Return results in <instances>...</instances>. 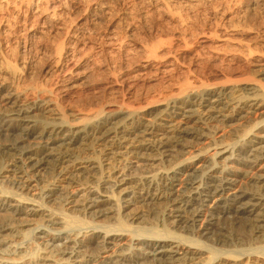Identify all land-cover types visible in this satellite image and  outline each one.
<instances>
[{"label": "bare ground", "instance_id": "bare-ground-1", "mask_svg": "<svg viewBox=\"0 0 264 264\" xmlns=\"http://www.w3.org/2000/svg\"><path fill=\"white\" fill-rule=\"evenodd\" d=\"M132 1L117 18L113 0H0V136L11 142L2 155H16L0 175L10 185L0 186V264H175L179 254L180 264H191L205 253L203 264H237L241 256L245 264H264V134L253 133H264V119L253 120L233 144L219 135L232 122L264 114V48L252 43L257 38L245 40L250 24L235 22L247 2L209 0L220 22L207 32L194 30L197 20L190 16L202 0ZM145 1L153 14L145 11ZM78 13L84 15L80 21ZM149 19L154 24L147 28ZM195 34L203 51L193 53ZM41 40L34 53L51 62L50 81L44 83L33 78L34 59L26 58ZM202 66H215L224 81L211 83ZM102 68L130 97L145 77L165 79L170 94L138 107L88 103L64 109L60 92L93 81ZM205 143L208 148L196 149ZM165 159L175 162L163 170L130 173L132 161L139 167ZM43 169L54 174L44 185L34 180ZM178 183L183 190L176 193ZM242 183L246 188L236 189ZM37 187L38 197L29 198ZM57 200L60 208L52 210L49 204ZM161 201L169 206L161 229L134 226L146 218L135 208ZM211 201L217 215L206 205ZM229 215L248 224L251 242L254 237L259 246L237 253L201 242L207 227L215 225L212 220ZM101 218L112 225L96 224ZM128 236L120 254L102 258ZM62 241L59 261L41 256ZM215 242L227 244L228 237ZM88 251L97 255L87 258Z\"/></svg>", "mask_w": 264, "mask_h": 264}, {"label": "rangeland", "instance_id": "rangeland-1", "mask_svg": "<svg viewBox=\"0 0 264 264\" xmlns=\"http://www.w3.org/2000/svg\"><path fill=\"white\" fill-rule=\"evenodd\" d=\"M242 1H244V3L247 2L246 3L247 6L245 5L246 7L243 9L244 11L241 10L240 12H238V14L240 13L241 15L239 14L238 17H237V15H235L236 16L235 17L236 18L235 19V22L237 23V21H238V23H240V21L242 20L241 22H243V21L244 22L243 23H240V24H242V25H244V24L247 25L248 24L247 26H249V24H250L249 27H252L251 28L252 31L250 30V33L251 34L249 35L248 38H245V40L247 41V39H248V40H250L252 42V39L257 38L255 40H258L259 39L260 42H262V43H260L259 40H258V43L263 44V45H260V44L258 45L257 41H255V40H253L252 43H256V45H257V47L259 49H261V48L263 49L264 48V0H242ZM202 2H205V0H202L201 3L198 4L199 6L196 4L198 7L196 6L195 8H193V12H191L192 10L190 11V13H191L190 16H192V18H191L192 21L197 20L196 22L195 21L192 22V27L194 28V30H196V28H197L198 31L199 30H202V29H205L208 32L211 28L214 29V30H216V28H217L216 25L220 22V20H219V16L220 15H217L218 16V19H216L217 17H215L213 15L214 14L213 11H214V9L215 10H218V8L215 7V4H212V3H214L213 1H211L212 3L209 2V0H207V2H205V3H202ZM112 3H113L112 5L115 8V11H114L115 17H117V18H120L119 15H121L124 10L130 8L133 5V1L132 0H122V1H115V0H113ZM140 3H142V2H139L138 4L140 5ZM145 4H147V5H145ZM139 5H138V8H136L137 10L141 9L139 7ZM142 5L145 8H147V9H145V11L146 10H150L152 8L151 7V4L149 5V2H146V1L144 3H142ZM230 11H232V13L234 11L237 12L236 9L235 10H230ZM149 12L151 14H153L152 13L153 11L150 10ZM198 13H200V14H198ZM228 13L229 12L227 11V14ZM154 15L156 16L157 14H154ZM75 17L77 19L81 17L80 19L76 20V21H80L82 18H84V15L78 13V14H76ZM244 18H245V20H244ZM85 19L86 20L83 21L84 22L83 25L86 28L90 24L89 22H91V18L88 17V20H87V18H85ZM155 22H157V21H155ZM153 24H154V22L151 19H149L148 22H147L146 27L149 28V26L151 27ZM161 24L162 25H160V26L161 27L163 26L162 28H165V27L167 28V26H168V25H166V26L163 25V24H166L163 21H162ZM104 27H105V25H103V26L100 25V27H98V28L104 29ZM198 31H196V32H198ZM210 31H212V30H210ZM93 35H95V33L94 34L92 33V36ZM252 36H253V38H252ZM93 37L95 38V36H93ZM196 37L197 36L195 34V37H193L194 39L192 38V40H191L192 43L194 42L193 40H195ZM177 42H175L177 46L180 45V46L183 47V45H181L180 42H178V43H180L179 45H178ZM194 44L191 46L192 49H193L192 50L193 53H196V51H203V50H201L202 48L199 46V44L196 41L194 42ZM41 45H43V41L42 40L41 41H34L33 42V49H34V51L32 50L33 51V52H31L32 55L31 54L30 55H27L26 58H27V61L29 60V57H30V60L29 61H32L34 59L37 62L36 63L34 60H33V62H31V66H32L31 67V72H33L32 73V76H33V78L36 81H40V82H43L44 83L46 81H50L49 78L51 76V73H49L50 71H48V69L50 68V63L51 62H50V60H48L49 58H47L45 56H43V58H41V57L38 58V56L35 55L36 53H34V52L37 51L36 48L40 47ZM262 49L260 51H263L264 50V49L263 50ZM187 54H190V53L187 52ZM31 56H33L34 58L31 57ZM36 57H37V59H36ZM187 62H188V60H187ZM101 63H102V61H101ZM187 64H186V66H188ZM103 66H101V67H103ZM206 66H208V65H206ZM206 66H202L203 68L202 69L200 68V69L202 70V72H204V76L207 77L211 81V83H220V82H223L224 81V78L223 77H218V75H216V74H218V72H217L218 69H216L215 66L214 67L209 66V67H207L205 69L204 67H206ZM33 68H35V69H33ZM103 68L100 69V70H97L96 73L98 74V76H96L97 75L96 74L94 76L95 79L92 78L93 81L90 79L92 82L90 80L83 81V84H82V82L81 83L79 82L78 83L79 85L82 84L80 87H78V84H77L76 85L77 88H74L73 90L70 89L69 91L68 90H63V91L60 92V93H62V95L61 94L60 95L58 94L59 95L58 98H60L59 101L61 102V105L63 106L64 109H80L82 107H85L84 104L86 105L88 103L89 104H92L91 105L92 106L91 108H101L103 106L105 109H108V108L117 107V106H119L121 104H124V103H125V105H134V106L138 107V106H141V104H142V106H143V104L145 105L146 103L150 102V100L151 101H156L161 96H164V95H166L168 93L170 94V92H169L170 89H168V88L166 89V86L167 85H166V80L165 79H162V78H157L156 79L154 77H150V78L148 77V79H147L145 77L146 79L144 78L142 81H140V82L137 83L138 84V87H137V84L134 87L133 92H135L136 95H133V96L130 97L129 94H128L129 89L127 90V87L121 88L120 84H118V83L116 84V83L111 82L112 79H110V77L108 75H106L107 73L103 70ZM214 68H215L216 71L214 70ZM215 76H217V77H215ZM153 79H155V81ZM98 80H100V81H98ZM149 80H150V82H149ZM147 93H149V95ZM146 98L149 101H147ZM84 99H85V101H84ZM154 99H156V100H154ZM79 103H80V106H79ZM82 104H83V106H82ZM260 115L261 116H259V115L258 116H251L250 117V120L244 119V120H242L240 122L235 121V123L234 122H232L233 124L231 123L232 125L229 124L225 128H220L221 131H220L219 135H221L222 133H223V135L225 134L224 135L225 136L224 140H223V138L221 140L226 141L228 144H233L235 142V140H236V137L239 136L237 133L242 134V130H249L251 128L250 125L253 124L252 123L253 120L258 119V121H259V120H263L264 119V114L262 113ZM253 133L254 134H258L257 135L258 138H260V136H262V134H264L260 130L259 131H254ZM10 144H11L10 140L6 139L5 137L0 136V175L3 173V171H2L3 169L2 168L5 167V166L11 167L13 161H15V159H16L15 158L16 155H10V154L9 155L5 154L6 156L5 155H2L3 151H6ZM208 145L205 143L204 145L201 144V145H195V146H196V149H198V151H199L200 149L203 150V149L208 148L209 147ZM212 149L213 148H210L208 150L209 151L208 154L210 152L212 154ZM208 154H207V156H208ZM207 156H205V157L207 158ZM173 161L175 162V159H165V162H149V163H143V164H146V165L145 166L143 165V166H139L138 167V164H136V160H135V161H132L131 162V165L130 166L132 167V170L130 171V173H132V175H142L144 173L152 172L153 170H163V169H167L170 166H172V164L174 163ZM147 164H148V166H147ZM222 164H223V162H222ZM195 167H197V166H195ZM8 169H10V168H8ZM191 173L194 176H197L198 175V172H197V170H195V168L191 170ZM53 175L54 174L51 172V170H49V169H43L34 178V180L41 179V181H43V183H41V184L44 185V184H46L48 182V179H50V180L53 179ZM1 180H2V178H0V186H2L3 188L5 187V189H8V188L10 189V185H8V187H7L6 186L7 185V182L4 183L5 180H2L3 182ZM179 185H180V183L177 184L176 193H177V190H181V191L183 190L182 186H179ZM239 187H242V189L244 190L246 188V185L243 184V183L242 184H238L236 186V189H238ZM29 191H28L29 192L28 193V197L29 196H31V198L38 197V194H39L38 187L37 188H32ZM57 202H58V200L56 202L54 201V202H51L49 204V206H52L53 207L52 210L53 209H57L58 210L60 208V206L58 205ZM55 204H57V205H55ZM206 205L207 206H211V211H213L215 213V215L218 214L217 213L218 210L215 209L216 208V205L214 204L213 201H211L210 203H208ZM133 209H134V207L130 208V210H132V212H128L127 211V213L128 214H132L133 211H134ZM168 209H169V206L164 201H161L159 203L157 202V203H154V204H150L148 206L146 205V208H145V206H143V208L140 207V208H138V210H137V208H135V211L136 212L143 213V215H145L146 218L144 219L145 222L138 221V222L134 223V226L140 227V228H144V229L146 227L151 229V227L154 228V226H157V227H159V229H161L162 228L161 225L163 224L162 223L163 220L166 218V215L169 214V210ZM158 210L161 211L162 213L161 212H158ZM155 213H156V215H155ZM159 213H161L162 215L161 214L159 215ZM75 214L79 215L78 213H74L73 216ZM77 215H75V216H77ZM160 216H162L163 219ZM219 219L216 218L215 220H212V224H215V225L208 226L207 228H210V229H208V231H206V232L204 231L205 232L204 233L205 236H202L203 238L200 239L201 242H203V244L205 243L206 245H209V246H213V247L215 246V248H218V249H220L222 251H226V252H229V251L232 252V250L235 251V252L238 251L237 253H240L241 251H244V250L249 249L251 244H252L251 245L252 248L257 247V245L259 243L258 244H255L256 242L254 243V240H253L254 237H252V242H251L250 232H249V229L247 227L248 224L245 223V221L242 220L243 221L242 222L241 220H237V219L235 220V219H233L232 216L230 217V215H229V217L224 216L222 218L220 216ZM161 220H162V222H161ZM37 223H39L38 220L35 221V222L30 223V226L26 227L25 229L26 230H30ZM41 223H43V222H41ZM95 223L98 224V225H112L113 221L110 220V219H108V218L107 219L101 218V219L95 220ZM155 223H157V224H155ZM200 225L201 224H198L197 225L198 228L200 227ZM173 227H174V224H172V223L168 225V228H170L171 231L173 230ZM180 232H181V230L177 231V233H180ZM221 235H225L226 237H228V243L227 244H224V243H222V244H219V243L216 244V242H215L216 237H220ZM128 239H129V236L125 238V241L123 243H121L122 245H119V243L112 244L109 247V251H108L109 253H107V254L101 253L100 255L103 258V257H106L107 255H111V254H112L113 257L115 255L120 254L121 251L124 248H127L128 245H126L125 242L128 244ZM232 243H233V245H232ZM52 244H54V246H58V247L57 248H55V247H49L47 250H45V252L41 256L46 257L48 259L50 258L51 260H54V261H59L60 258L62 257V255L58 251L61 250V247H62V244H64V241H62V242H56V243L54 242ZM32 247H33V245L29 246V249L26 250L27 253L30 252V248H32ZM94 254H95L94 252L88 251L86 255H87V258H89V256L91 257V256H96L97 255V254H95V255ZM238 256H240V255H238ZM238 256H237V258H238ZM207 257H209L208 254H206V253L203 254V255L201 254L200 256H197V258H196L197 262L194 261L193 263L194 264H203L202 262H205L206 259H207ZM226 257H228V255ZM241 257L238 258V261H236L237 264H245V262L247 261L245 258H243V257L241 258ZM176 258L178 259V261L175 262V264H180L181 255L180 254L178 256L176 255L175 259ZM229 258H231V259H229ZM229 258H227V259L229 261H231L232 260V257H229ZM252 260H254V259H252ZM78 263H80V262H78ZM193 263H191V264H193Z\"/></svg>", "mask_w": 264, "mask_h": 264}]
</instances>
